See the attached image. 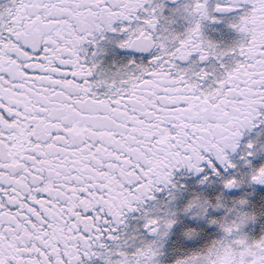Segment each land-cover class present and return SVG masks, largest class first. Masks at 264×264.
<instances>
[{
	"label": "snow or ice",
	"instance_id": "6c2138e0",
	"mask_svg": "<svg viewBox=\"0 0 264 264\" xmlns=\"http://www.w3.org/2000/svg\"><path fill=\"white\" fill-rule=\"evenodd\" d=\"M0 264H264V0H0Z\"/></svg>",
	"mask_w": 264,
	"mask_h": 264
}]
</instances>
